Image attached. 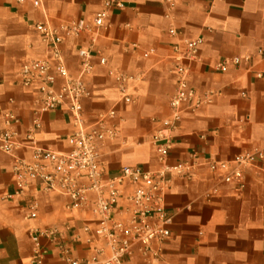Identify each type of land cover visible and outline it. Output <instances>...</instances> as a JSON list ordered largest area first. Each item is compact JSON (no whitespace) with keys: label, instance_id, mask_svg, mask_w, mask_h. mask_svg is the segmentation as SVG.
Wrapping results in <instances>:
<instances>
[{"label":"crops","instance_id":"crops-1","mask_svg":"<svg viewBox=\"0 0 264 264\" xmlns=\"http://www.w3.org/2000/svg\"><path fill=\"white\" fill-rule=\"evenodd\" d=\"M107 1L111 0H40V7H34L29 1L18 5L0 0V109L19 119L15 129L20 140L35 118L37 89L19 85L16 73L21 64L47 56L35 24L46 22L54 29L71 21L91 24ZM122 1V9L109 8V28L100 31L92 47L102 53L105 64L94 53L91 72L83 77L89 92L82 101L85 123H94L108 110L117 113L113 123L119 125V136L100 150L104 177L116 176L122 167L158 170L151 137L170 113L169 100L175 92L172 47L181 38L202 40L191 65L190 86L200 94H219L211 104L182 114L171 133L167 163L191 162L193 152L229 162L243 153L264 151V76L257 78L264 73V54L259 53H264V0H175L172 7L164 0ZM170 28L179 34L169 35ZM92 36L66 37L62 44V57L73 77L80 73L77 50L88 48ZM244 56L250 60L238 67L226 72L215 69L223 60ZM118 73L140 75L127 84L132 103L120 99L114 81ZM61 84L57 79L56 88ZM39 120L38 144L67 153V137L73 130L69 112H45ZM15 155L30 158L24 149ZM12 162V156L0 152V264H32L29 230L53 225L70 227L66 242L71 258H90L94 244L86 240L95 237L96 228L91 208L69 209L68 197L38 192L33 196L37 217L30 219L31 196L13 195ZM220 174L199 166L192 181L173 177L165 195L170 238L161 247L152 245V250L160 248L155 259L134 247L122 264H264V160L244 171L242 188L236 182H221ZM132 190L124 186L120 207ZM89 199L94 196L89 194ZM85 224L90 233L82 230ZM42 244L49 250L45 264H62L57 249L46 240Z\"/></svg>","mask_w":264,"mask_h":264},{"label":"built area","instance_id":"built-area-1","mask_svg":"<svg viewBox=\"0 0 264 264\" xmlns=\"http://www.w3.org/2000/svg\"><path fill=\"white\" fill-rule=\"evenodd\" d=\"M21 5L26 1L34 7H40V0H14ZM172 7L175 0H164ZM111 7L123 8L122 0L107 1L103 9L95 13L92 23L71 21L54 29L46 22L35 24L34 28L46 49L47 56L33 59L20 65L16 76L18 84L24 88L37 89L34 104L35 118L25 138L20 140L15 127L19 119L11 112L2 111V128H0V152L13 158L11 173L14 177V196L28 197L29 218L37 217V202L33 196L38 193H59L71 200L69 209L84 210L91 208L95 217V237L89 236L87 243L94 244V253L87 259H73L69 256L66 232L69 226L53 225L47 228H31L29 236L33 247L32 264H45L49 250L42 244L46 240L58 251L62 264H122L130 256L134 247L147 256L155 259L160 251L152 250V245L161 247L170 238V217L168 215L165 195L173 177L192 181L194 172L199 166H205L214 172H221L220 181L226 184L236 182L242 188L244 171L254 167L257 161L264 160V151L247 152L234 157L229 162H215L201 158L195 152L190 154L191 162L167 163L172 147L171 133L178 128L184 112H194L203 105L211 104L219 93L207 91L197 93L189 83L191 65L196 61L201 39L181 38L180 43L172 47V68L175 76V92L169 100L170 113L162 121V129L151 137L160 164L158 170L146 172L137 167H122L118 174L111 178L104 177V168L100 163V150L104 145L119 136V125L113 121L117 118L115 110L99 113L92 124H86L83 116L82 101L89 96L83 77L91 72V59L95 53L99 63L106 59L100 51L92 47L100 31L109 28L108 10ZM84 33L93 34L88 48L77 50L80 58V73L73 77L68 73L62 57V44L66 37L77 38ZM169 35L179 33L168 30ZM134 49L136 45L133 46ZM260 54L262 51H259ZM249 56L236 57L219 62L215 69L226 72L231 67L248 62ZM264 73L257 74L262 78ZM62 84L56 88V80ZM140 75L118 73L114 75L120 99L124 103H132L134 99L128 91L127 84L136 82ZM65 109L70 114L72 133L67 137L70 149L67 153H59L42 147L35 138L40 129L39 116L45 112ZM121 121V119H120ZM119 122V120H118ZM18 149L28 150L30 158L15 155ZM133 187L124 198V206H119L123 188ZM89 194L94 196L90 201ZM85 233L91 229L87 224L82 227ZM100 255H104L100 258Z\"/></svg>","mask_w":264,"mask_h":264}]
</instances>
